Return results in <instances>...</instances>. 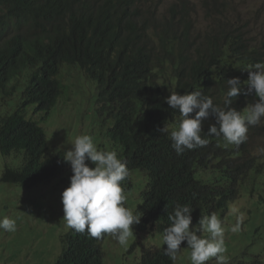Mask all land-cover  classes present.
Instances as JSON below:
<instances>
[{"label":"trees","instance_id":"16d2710c","mask_svg":"<svg viewBox=\"0 0 264 264\" xmlns=\"http://www.w3.org/2000/svg\"><path fill=\"white\" fill-rule=\"evenodd\" d=\"M160 2L0 0V150L21 158L18 167L6 165L4 182L31 187L59 177L70 184L73 173L63 159L65 151L52 153L45 129L28 118L29 107L33 113L43 111V119L50 115L63 94L58 77L67 64L97 82L99 100L107 105L102 110L107 111L110 148L130 173L122 182L124 194L133 186L135 169L148 175L134 213L141 216L133 225L138 232L162 234L177 203L193 208L192 223L197 224L203 215L225 213L239 198L256 197L255 187L244 188L262 172L261 156L251 154L250 142L264 135V118L249 126L247 140L235 146L222 136L205 135L216 123L210 114L202 122L208 145L179 155L158 129L178 125L179 112L166 102L171 92L201 91L223 107L228 79L239 77L246 91L249 66L264 62V40L253 41L246 29L230 31L219 19L200 38L188 20L190 0H175L164 13ZM19 93L15 109L6 112ZM250 96L242 92L230 107L244 114ZM258 201L264 202V190ZM108 235L96 239L71 229L55 264H106L102 242ZM140 264L173 261L163 249L149 247Z\"/></svg>","mask_w":264,"mask_h":264},{"label":"rangeland","instance_id":"374dc122","mask_svg":"<svg viewBox=\"0 0 264 264\" xmlns=\"http://www.w3.org/2000/svg\"><path fill=\"white\" fill-rule=\"evenodd\" d=\"M174 1L161 0L159 12L164 13ZM191 1L196 7V26L200 31L209 29L220 17H225L228 25L246 29L249 37L258 44L264 40V0H211L209 9L203 0ZM58 78L64 90L50 115L43 120V111L33 113L32 107L28 108V118L38 120L45 129L51 152L69 150L75 138L83 134L91 135L98 149L113 150L106 132L109 125L105 122L107 111H103L107 105L99 100L97 82L81 68L69 65L61 68ZM20 96V93L13 95L6 112L15 109ZM254 102L251 97L247 99V105ZM250 151L261 156L262 172L244 190L255 187L256 197L239 198L225 213L217 215L225 229L227 251L224 255L228 257V264H261L264 261V202L258 201V195L264 190V135L252 138ZM7 164L18 167L21 158L14 154L4 156L0 150V219L7 216L16 221L15 231L0 229V264H55L63 250V236L71 231L63 220L61 202V194L69 186L68 180L63 182L58 177L31 187L7 183L2 180ZM64 176L68 178L67 173ZM131 182L133 186L125 195L128 209L135 213L148 175L135 169ZM249 201L251 205L241 206ZM238 220L240 229L232 232L231 228ZM132 228L134 234L125 246L110 234L103 240L106 264H140L144 248L166 247L162 243V234H145ZM180 247L175 264H191L187 242ZM205 264H215V258Z\"/></svg>","mask_w":264,"mask_h":264},{"label":"clouds","instance_id":"9594fccd","mask_svg":"<svg viewBox=\"0 0 264 264\" xmlns=\"http://www.w3.org/2000/svg\"><path fill=\"white\" fill-rule=\"evenodd\" d=\"M203 1L209 9L211 0ZM155 3L156 0H152V4ZM189 7L191 13L188 20L192 23L193 29L199 33V37L205 38L216 28V22L209 29L200 31L196 26V7L191 0ZM219 22L230 31L237 29L228 25L225 17H220ZM227 84L228 91L223 107L215 105L213 99L203 95L201 91L184 94L171 92L166 98L170 108L179 112L180 119L177 127L171 131L166 125L158 130L170 137L172 148L178 155L183 154L185 150L208 145L209 139L202 137L204 133L202 122L210 114L215 116L216 123L209 126L205 135L222 136L228 144L235 146L247 140L249 126L258 125L264 118V62L249 66L246 91L239 77L228 79ZM242 92L255 99L254 103H249L244 108V114L230 107L233 98ZM192 113L194 115L190 116ZM63 159L70 163L73 173L70 176L69 186L61 194L63 220L67 226L77 233L87 231L90 237L96 239H102L104 234H110L121 246L127 245L129 237L134 234L132 226L140 223L141 216L134 215L132 210L125 207L127 197L122 182L130 174L126 162L118 158L114 150L98 149L92 136L87 134L75 138L71 148L64 152ZM88 162L94 167H90ZM192 211L193 208L189 205L177 203L173 212L168 215L171 223L162 233V243L166 245L163 249L164 254L175 264L181 243L186 241V248L191 250V264H205L212 258H215V264H228V257L224 255L227 249L222 220L212 213L201 216L197 224L193 225ZM0 229L15 231L16 221L5 216L0 219ZM239 229L238 220L231 231L237 232ZM204 233L208 235L204 236Z\"/></svg>","mask_w":264,"mask_h":264},{"label":"bare ground","instance_id":"6f19581e","mask_svg":"<svg viewBox=\"0 0 264 264\" xmlns=\"http://www.w3.org/2000/svg\"><path fill=\"white\" fill-rule=\"evenodd\" d=\"M184 1L186 2V0H184ZM182 3H184V2H182ZM184 4H185V3H184ZM161 19H162V18H161ZM163 20H164V19H163ZM163 20H162V21H163ZM159 22H160V21H159ZM155 40H156V39H155ZM156 44H157V42H156ZM256 169H257V168H256Z\"/></svg>","mask_w":264,"mask_h":264}]
</instances>
